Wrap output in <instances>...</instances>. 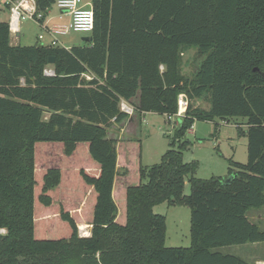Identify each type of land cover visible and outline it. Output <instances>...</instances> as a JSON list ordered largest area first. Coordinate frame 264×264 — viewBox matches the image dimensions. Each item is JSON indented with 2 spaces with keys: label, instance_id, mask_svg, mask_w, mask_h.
I'll return each instance as SVG.
<instances>
[{
  "label": "trees",
  "instance_id": "16d2710c",
  "mask_svg": "<svg viewBox=\"0 0 264 264\" xmlns=\"http://www.w3.org/2000/svg\"><path fill=\"white\" fill-rule=\"evenodd\" d=\"M54 1L35 0L41 22ZM91 5V42L69 48L13 44L0 18V264H248L220 249L264 242L247 215L264 205V0ZM190 46L201 60L186 77L180 53ZM182 92L187 109L158 163L145 169L137 147L130 157L136 138L107 137L130 118L121 99L139 116H170ZM200 97L206 109L191 105ZM214 117L246 120L237 130L247 159H230L225 176L195 177L181 138L195 120ZM162 202L190 208L189 246L164 245L165 217L152 209ZM54 219L68 232L35 236ZM82 222L89 235L78 234Z\"/></svg>",
  "mask_w": 264,
  "mask_h": 264
},
{
  "label": "rangeland",
  "instance_id": "374dc122",
  "mask_svg": "<svg viewBox=\"0 0 264 264\" xmlns=\"http://www.w3.org/2000/svg\"><path fill=\"white\" fill-rule=\"evenodd\" d=\"M91 1V0H84ZM52 14L59 10L55 5L51 7ZM2 15V14H1ZM3 16V15H2ZM69 15L61 16V19H55L52 23L62 25L69 23ZM21 44L32 45L39 42L37 35L40 28L36 21L32 19L21 20ZM90 35L86 32L69 31L68 33L55 34L57 45L61 47H70L73 45H84L86 41L84 36ZM13 38V35H11ZM47 38L41 42H46ZM40 43V42H39ZM197 49L194 46L184 48L180 53L179 72L186 77H191L200 63ZM163 66H161V70ZM130 106H134L130 103ZM190 103L193 107L206 109L207 100L203 97L192 98ZM177 110V104H176ZM176 112V111H175ZM129 118L123 120L120 124H113L109 127L107 137L120 140L136 138L131 146L130 157L134 158L136 147L139 153L140 164L147 169L152 164L158 163L162 153L170 148L169 142L175 132L176 127L181 123L182 116L160 114L149 111L141 113L133 112L128 115ZM246 120L241 117H230L221 119L214 117L211 120H195L192 126L182 136L181 141H185V147L182 149V160L184 162H195L197 164L194 172L195 177L209 178L211 176H225L227 169L232 167L229 160L239 163H245L246 155V137L238 133L237 126L241 125L245 129ZM126 124V125H125ZM41 145L50 147L56 143L39 142ZM175 147L179 142L175 141ZM86 163L87 158L84 155L79 156ZM37 161V176L40 177L43 166ZM133 169L128 176V181L135 183ZM137 177V174H136ZM190 192L188 175L184 177L182 194L187 195ZM64 193V191H63ZM62 193V194H63ZM36 203V202H35ZM153 212L162 214L165 217V235L164 245L167 247H186L190 244V208L183 202H162L153 206ZM262 219H257L258 215ZM248 217L257 222L264 230V205L257 209H251L247 213ZM255 217V219H253ZM44 231H35L37 237H52L56 234L68 232L69 226L63 221L56 219L46 223ZM88 222H82L78 226V234L86 235L89 228ZM91 226V225H90ZM91 228V227H90ZM3 232V230H1ZM222 252L238 255L245 259L248 264H264V242L231 244L220 249Z\"/></svg>",
  "mask_w": 264,
  "mask_h": 264
},
{
  "label": "built area",
  "instance_id": "2783aa9c",
  "mask_svg": "<svg viewBox=\"0 0 264 264\" xmlns=\"http://www.w3.org/2000/svg\"><path fill=\"white\" fill-rule=\"evenodd\" d=\"M0 5L8 7V27L11 35L20 32L21 20L32 19L37 22L40 33L37 35L38 40L44 38V34L50 37L49 45H57L55 34L68 33L69 31L89 33L93 29V9L91 2L84 0H55L54 5L61 11L67 13L70 17L68 24H53L49 27L41 22L42 14L36 8L35 0H0ZM69 48V47H65ZM46 74H52L51 69H45ZM90 78L89 76H86ZM188 98L185 93H179L177 96L176 116H183L188 106ZM120 110L130 115L133 107L125 100L119 102Z\"/></svg>",
  "mask_w": 264,
  "mask_h": 264
},
{
  "label": "crops",
  "instance_id": "0c3cea01",
  "mask_svg": "<svg viewBox=\"0 0 264 264\" xmlns=\"http://www.w3.org/2000/svg\"><path fill=\"white\" fill-rule=\"evenodd\" d=\"M85 2H91V1H85ZM3 16H2V15ZM67 15V13H65V12H63V11H57V13H56V15L55 14H52V11H51V8L50 9H48V11H47V14L45 15V17H44V20L42 21L43 22V24L45 25V26H47V27H49V26H51V25H53V24H55V23H52L53 22V20H55V19H61V16H66ZM2 17H4V18H6V19H8V17H9V11H8V9H6V8H4L2 5H0V18H2ZM41 31H39V33H40ZM38 33V34H39ZM21 28H20V32L19 33H15L14 35H13V38H11V42L13 43V44H17V43H19V44H21ZM45 38H47V40H46V42H41L43 39H45ZM42 40H38L40 43H42V44H48V42H49V40H50V37L47 35V34H44V38H43ZM141 116V115H140ZM130 119L131 118H129L128 120L130 121ZM126 125V124H125ZM191 129V128H190ZM252 218V217H251ZM253 219H255V217L253 218ZM257 219H262V216L259 214L258 216H257ZM91 227V226H90ZM89 227V234H90V228Z\"/></svg>",
  "mask_w": 264,
  "mask_h": 264
},
{
  "label": "water",
  "instance_id": "95a60500",
  "mask_svg": "<svg viewBox=\"0 0 264 264\" xmlns=\"http://www.w3.org/2000/svg\"><path fill=\"white\" fill-rule=\"evenodd\" d=\"M83 40L86 41V42H91L92 37H91V35L84 36V37H83ZM53 60H54L53 57H50V58L48 59V61H49L50 63H52Z\"/></svg>",
  "mask_w": 264,
  "mask_h": 264
},
{
  "label": "bare ground",
  "instance_id": "6f19581e",
  "mask_svg": "<svg viewBox=\"0 0 264 264\" xmlns=\"http://www.w3.org/2000/svg\"><path fill=\"white\" fill-rule=\"evenodd\" d=\"M87 227L89 228L90 227V224H88ZM87 232H89V230H87ZM86 235H89V233H86Z\"/></svg>",
  "mask_w": 264,
  "mask_h": 264
}]
</instances>
